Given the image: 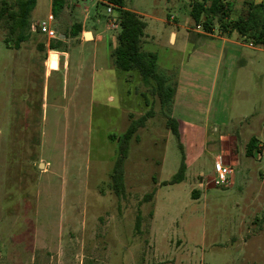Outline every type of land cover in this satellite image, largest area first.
Here are the masks:
<instances>
[{"label": "rangeland", "instance_id": "obj_1", "mask_svg": "<svg viewBox=\"0 0 264 264\" xmlns=\"http://www.w3.org/2000/svg\"><path fill=\"white\" fill-rule=\"evenodd\" d=\"M64 1L57 36L85 17L102 33L81 56L78 44L54 50L58 39L31 31L52 0H37L26 28L20 0H0V264H264V49L238 34L218 40L229 38L218 19L211 34L197 27L191 10L202 0H125L147 23L143 50L180 84L177 110L164 108L153 82L109 62L116 8ZM235 1L233 19L247 7ZM65 50L68 83L63 57L57 70ZM149 112L127 144L118 195L125 133ZM171 118L205 134L192 142L184 128L179 140ZM183 156L184 180L171 184ZM219 167L229 171L223 185Z\"/></svg>", "mask_w": 264, "mask_h": 264}, {"label": "trees", "instance_id": "obj_2", "mask_svg": "<svg viewBox=\"0 0 264 264\" xmlns=\"http://www.w3.org/2000/svg\"><path fill=\"white\" fill-rule=\"evenodd\" d=\"M107 2L113 5L118 11L120 27L117 35V46L112 53L114 65L125 72H138L146 84L153 82V92L159 97L162 107H169L171 109L176 88L170 83L168 75L160 71L157 54L143 50V39L145 37L147 23L137 13L126 9L125 0H107ZM36 3L37 0H20L18 4L20 9L18 25H21L22 28L28 26L27 20L34 10ZM64 5V0H53L52 14L54 17L60 15L64 9ZM246 5L247 7L244 13L236 19H233L229 14V2L224 0H210L209 3L208 0L196 1L192 6L191 17L196 26L203 27L207 34H211L214 31V20L218 19L222 32L227 36L230 37L233 33H236L253 46L264 49V0L259 4L246 2ZM14 19L16 21V18ZM80 33L81 25L74 24L72 36L77 37ZM26 38L27 36L20 33L18 36V44L23 43ZM61 43V39H58L57 42H52V49H57ZM148 117H151V112L133 121L125 133L124 147L122 146L121 156L115 164L112 175L113 187L118 195L124 191L123 164L127 157V144L138 129L145 125ZM169 126L174 135L180 140L178 121L171 118L169 120ZM255 149L256 139L253 138L248 145L247 155L252 156ZM186 169L185 157L183 156L179 173L171 184L182 182ZM139 226L140 217L137 220V228Z\"/></svg>", "mask_w": 264, "mask_h": 264}, {"label": "crops", "instance_id": "obj_3", "mask_svg": "<svg viewBox=\"0 0 264 264\" xmlns=\"http://www.w3.org/2000/svg\"><path fill=\"white\" fill-rule=\"evenodd\" d=\"M229 1H231L232 4H230ZM229 1H228L229 2V9L232 11V9L236 8V6H235L236 1L235 0H229ZM240 1H241L242 5L244 3H246V0H240ZM248 1L254 2L255 4H259L262 2V0H248ZM52 5H53V0H52ZM126 9L129 10L127 7H126ZM244 10H245V8H244ZM51 14H52V12H51ZM54 18H55V24L57 26V23L59 22L60 15L58 17H54ZM74 24H80L81 25V33L77 37L72 36V29H73ZM233 34H236V33H233ZM233 34L230 37L233 38ZM58 35H59V39H61V41H62L61 46H67L68 47L69 45H71V44L73 45L74 43L78 44L80 47L79 48L80 52H81V53H79L80 56L82 55V52H83V50L81 48L84 45L89 44V43H98V42H100V39L102 38V33L100 32L99 27L96 25L90 24L87 17H85L84 20L81 22L72 23L66 32H59ZM172 36L175 37V41L173 44H176L177 33L175 31H172L171 35H170V40H171ZM230 37L229 38H222V39H218V40L222 41L223 43H227V42H230L229 39H232ZM111 43H112V39H111ZM59 46H60V44H59ZM250 46L252 48H256L251 43H250ZM111 56H112V54H111ZM61 57L64 58L65 82L68 83V78H69L70 73H71V60L73 59L72 52L69 50L68 51L65 50L63 52L58 53V58H59L58 63L59 64H58L57 70L61 69ZM109 62L112 66H114V60H111ZM81 69H82V67L79 66L78 70L80 71ZM131 73H133V72H131ZM48 75H50V73H48ZM78 85H79V80L76 83L75 88ZM180 90H181V87H180V84H178V87L176 89V94H175L174 99H173L174 110H177V106H179L178 103L181 102ZM182 101H184V100H182ZM178 120H179L178 123L180 126L181 137L184 136V128L187 129V134L189 135V138L191 139L192 142H195L198 139V137L202 136V134L204 133V132L203 133L201 132L202 130H200L199 126L195 125V123L188 122L185 119H178Z\"/></svg>", "mask_w": 264, "mask_h": 264}, {"label": "built area", "instance_id": "obj_4", "mask_svg": "<svg viewBox=\"0 0 264 264\" xmlns=\"http://www.w3.org/2000/svg\"><path fill=\"white\" fill-rule=\"evenodd\" d=\"M111 12H112V8L108 7V13ZM54 20L55 18L53 14H50L46 20L40 21L36 24L34 23L31 24V31L44 35L49 40L59 39L56 30L52 26ZM109 25L113 29H116L118 27L117 21L115 20H113ZM217 173H218L217 184H221V185L226 184L228 182V174H229L228 169L225 167H219Z\"/></svg>", "mask_w": 264, "mask_h": 264}, {"label": "water", "instance_id": "obj_5", "mask_svg": "<svg viewBox=\"0 0 264 264\" xmlns=\"http://www.w3.org/2000/svg\"><path fill=\"white\" fill-rule=\"evenodd\" d=\"M89 36V35H88Z\"/></svg>", "mask_w": 264, "mask_h": 264}]
</instances>
